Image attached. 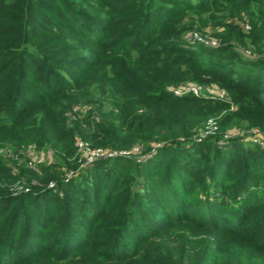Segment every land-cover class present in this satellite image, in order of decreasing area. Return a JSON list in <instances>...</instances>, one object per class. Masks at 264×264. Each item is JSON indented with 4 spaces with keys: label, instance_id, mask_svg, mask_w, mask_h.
Segmentation results:
<instances>
[{
    "label": "trees",
    "instance_id": "obj_1",
    "mask_svg": "<svg viewBox=\"0 0 264 264\" xmlns=\"http://www.w3.org/2000/svg\"><path fill=\"white\" fill-rule=\"evenodd\" d=\"M256 129L264 0H0V264H264Z\"/></svg>",
    "mask_w": 264,
    "mask_h": 264
},
{
    "label": "built area",
    "instance_id": "obj_2",
    "mask_svg": "<svg viewBox=\"0 0 264 264\" xmlns=\"http://www.w3.org/2000/svg\"><path fill=\"white\" fill-rule=\"evenodd\" d=\"M245 28L246 30H250V27L247 25L245 26ZM194 38L198 40L199 42H203L210 46L217 47L219 45V42L213 38H203V37H200L198 34H194ZM246 54L251 55V52L247 50ZM173 91L175 95L180 96V97L185 96V95H193L196 97H206V98H210L213 100H220V101H226L229 99V94L226 90L220 89L212 85H183L180 88L174 89ZM217 131H218V127H217L215 120H210L208 124L206 125L205 129L202 130V132L200 133L198 141H200L204 137L216 134ZM227 132L224 133V140H221L219 142L221 145L224 144L225 140L231 139L232 136H236L237 134L238 135L242 134V133L239 134V132L235 130H231ZM252 132H253V135L251 136V140L255 144L264 148V131L261 132L258 130H253ZM79 148L80 150H82V153L85 159V161L82 163L83 167L84 166L86 167L94 163L95 161L112 158L118 155L127 156L128 154L130 155V154L135 153L133 155L136 156L140 153L139 149L137 148L130 152H121V153H112V152H108L102 149L91 150L90 148H88L87 144H83L81 142L79 143ZM141 159L142 157H140L139 160ZM72 174L73 173L68 174L67 176L68 179L71 177ZM50 187H53V184H51Z\"/></svg>",
    "mask_w": 264,
    "mask_h": 264
},
{
    "label": "rangeland",
    "instance_id": "obj_3",
    "mask_svg": "<svg viewBox=\"0 0 264 264\" xmlns=\"http://www.w3.org/2000/svg\"><path fill=\"white\" fill-rule=\"evenodd\" d=\"M209 30V29H208ZM208 36L210 38H213L215 40H217L219 42V40L215 37H213V35L211 34L212 31L209 30L208 32ZM257 130V129H256ZM228 133V132H227ZM235 136H232V138ZM248 137V138H247ZM245 140L246 143H251L253 144L254 142L251 140V136H247ZM250 137V138H249ZM28 153L31 155V157L33 158L34 161H38V162H47V161H53L52 157L49 158V154L47 152H34V151H28ZM135 154V153H133ZM133 154H128L127 157H131ZM135 156V155H134ZM85 165V164H84ZM85 167V166H84Z\"/></svg>",
    "mask_w": 264,
    "mask_h": 264
}]
</instances>
